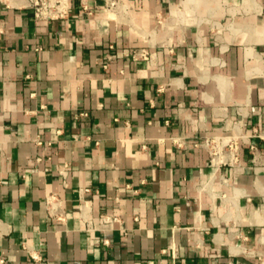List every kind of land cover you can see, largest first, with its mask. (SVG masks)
Here are the masks:
<instances>
[{"label":"crops","instance_id":"crops-1","mask_svg":"<svg viewBox=\"0 0 264 264\" xmlns=\"http://www.w3.org/2000/svg\"><path fill=\"white\" fill-rule=\"evenodd\" d=\"M105 4L0 0V264H264V0Z\"/></svg>","mask_w":264,"mask_h":264},{"label":"built area","instance_id":"built-area-1","mask_svg":"<svg viewBox=\"0 0 264 264\" xmlns=\"http://www.w3.org/2000/svg\"><path fill=\"white\" fill-rule=\"evenodd\" d=\"M120 0H106V7L112 11L118 7ZM30 5L34 8L37 19L57 20L66 18L70 12V0H29ZM134 56H146L145 51L135 52ZM244 139L243 134H234L230 136L207 137L196 143V146L206 148L210 154V164L214 167L222 165L235 166L238 163L239 143ZM254 152L256 146H251ZM66 168L61 169L63 176L66 175ZM86 191L88 189H85ZM106 217L105 220H108Z\"/></svg>","mask_w":264,"mask_h":264}]
</instances>
